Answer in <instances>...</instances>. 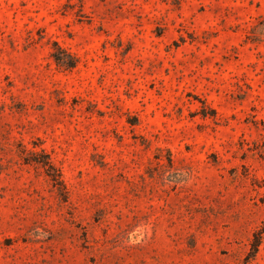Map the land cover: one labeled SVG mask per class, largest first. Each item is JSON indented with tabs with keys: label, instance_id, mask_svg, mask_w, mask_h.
Listing matches in <instances>:
<instances>
[{
	"label": "rangeland",
	"instance_id": "1",
	"mask_svg": "<svg viewBox=\"0 0 264 264\" xmlns=\"http://www.w3.org/2000/svg\"><path fill=\"white\" fill-rule=\"evenodd\" d=\"M263 219L264 0H0V264H242Z\"/></svg>",
	"mask_w": 264,
	"mask_h": 264
},
{
	"label": "trees",
	"instance_id": "2",
	"mask_svg": "<svg viewBox=\"0 0 264 264\" xmlns=\"http://www.w3.org/2000/svg\"><path fill=\"white\" fill-rule=\"evenodd\" d=\"M52 57L56 64L63 69H71L77 65V57L61 47L59 44H53ZM203 115H207L205 108H203ZM27 163H35L40 165L48 177L51 184L55 187L56 191L63 196L64 201L67 203L69 199L68 191L66 190L65 183L62 178L60 169L53 163L50 156L43 151H31L24 158ZM264 235V219L260 226L254 231L253 237L250 241V249L244 258L242 264H252V261L257 255L259 246L262 243Z\"/></svg>",
	"mask_w": 264,
	"mask_h": 264
},
{
	"label": "water",
	"instance_id": "3",
	"mask_svg": "<svg viewBox=\"0 0 264 264\" xmlns=\"http://www.w3.org/2000/svg\"><path fill=\"white\" fill-rule=\"evenodd\" d=\"M133 238H135V236Z\"/></svg>",
	"mask_w": 264,
	"mask_h": 264
}]
</instances>
